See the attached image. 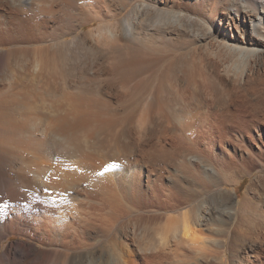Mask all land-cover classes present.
Returning <instances> with one entry per match:
<instances>
[{"label":"bare ground","instance_id":"6f19581e","mask_svg":"<svg viewBox=\"0 0 264 264\" xmlns=\"http://www.w3.org/2000/svg\"><path fill=\"white\" fill-rule=\"evenodd\" d=\"M92 1L0 0V264H264V191L244 196L261 207L250 218L235 191L222 187L264 170V0H136L130 10L133 0H109L105 7L103 0L88 17ZM182 1L203 18L202 40L243 64L238 77L244 84H233L225 70L217 76L229 93L219 122L223 113L212 110L213 99L201 102L211 91H203L193 68L175 76V104L163 91L149 95L155 100L149 102L165 104L168 127H196L197 154L182 147L188 168H177L206 196H193L190 182L172 181L164 164L176 148H163L166 135L152 146L117 103L121 93L142 90L152 56L185 30V14L171 9ZM106 18L114 21L74 35ZM67 34L74 36L62 39ZM130 78V89L118 85ZM189 118L195 121L187 124ZM215 127L222 130L218 138ZM220 139L226 144L217 155L200 148ZM138 141L145 151L152 147L150 170L132 165ZM133 183L140 194L129 210L122 189ZM131 210L132 219L117 227ZM11 236L17 238L6 241Z\"/></svg>","mask_w":264,"mask_h":264},{"label":"rangeland","instance_id":"374dc122","mask_svg":"<svg viewBox=\"0 0 264 264\" xmlns=\"http://www.w3.org/2000/svg\"><path fill=\"white\" fill-rule=\"evenodd\" d=\"M135 1L136 0L131 1L129 3V5H127L126 9L127 10L132 9L133 4L137 2V1L136 2ZM237 2H239V0H231V3H233V4L234 3L237 4ZM104 3L105 4L103 5V0L102 1H100V0H93L92 3L89 5V8H88V12H89L90 15L88 14L86 16H88V17L93 16V12H91V10H100V9H102V5L105 7V5L109 4L110 2H109V0H104ZM248 4H251V1H248ZM174 7H172L171 9H173L175 11H179V12L185 14V17H184V19H183L182 22H183L184 26L186 27L185 28L186 31L185 30L184 31L183 30H180L181 32H178V33L175 32L174 35L176 37L174 36L173 37L174 39L171 40V41H166V44L167 45L164 46L165 48L163 47V49L161 48L160 50L156 51L155 52L156 55L152 56L153 58L151 57L152 58V62H150L151 65L149 63H147V64H149L150 67L146 64L147 67H148V71L149 72H148V74L146 73V70H147L146 68L147 67H145L146 70L143 71L144 73L141 74L142 77H143V79H144V84H143V87H142V90H144V91H142V90L139 91L141 93V95H140L139 92L136 93V95H135L134 90L133 89L132 90L130 89L131 86H132V84L135 83L134 82L135 78H134V80L132 78H130L129 81L128 80H123L124 82H120V84H118L121 88H128L130 90H127L125 92L126 95H124V96L121 93L119 95L120 100H118L117 103L120 105L119 109L121 110V112L123 111V114L125 116V120H127L128 123L130 122L129 123V126L131 125L133 128H135L137 130H142V131L144 130V131H146L149 134L148 137H150L149 139H150V141H152L151 143H153L152 146H155V145L157 146V143L160 142L162 140V138H163L162 135L163 136L166 135V140L164 139V140H162L163 142L162 141L160 142L162 145L164 144L166 146V147L163 146V148L164 149L165 148L166 149H170L171 146H173L174 148H176V150H175L176 152L171 153V154H168L167 153L169 156L167 155L166 158L168 159V157H169V159L168 160L166 159V164H164L165 167L167 165L166 168L169 170V173H171L169 175L170 176L173 175L172 176L173 177V180L172 181H175L176 180V182H177V181H179L181 179V180L185 181L186 183H189L190 182L189 184L193 186L194 184H192L191 179L189 177L187 179L186 178L187 176L183 177L182 174L179 172V170H178L177 167H179V169H181L182 167L183 168H185V167L188 168V166H186L184 164V162L182 160H180L181 159L180 153H181L182 150L184 152L185 151H189V154L191 156L197 154V150L195 149L196 148L195 147L196 145H195V134H194V133H196V127L192 126L190 129H186L185 131H184L183 128H179V126H182L183 123L181 125H178V128H175V129L172 128V127L171 128L168 127V126H171V124H168L167 123V120H166V117L167 116L165 115L166 116L165 117L162 114V112L165 111L164 109H166V108L162 107V106L165 105L164 104L165 102H161L164 105L161 106L162 107V110H159V109H161L160 105L158 106L157 103H154L153 104L152 102H149V101H154L155 102L154 99H151L150 100L151 97L149 95H151L152 92L157 91V90L158 91L160 90L161 92L163 91L161 93L162 97L168 103H171L172 105L175 104L176 101L174 99V96H175L176 91H177V85H176L177 82L174 80L175 79V76L176 75H181V77H184L185 74L187 73V71H186L187 69L186 68H188V67L193 68L196 72L200 73L199 75H197L198 77L196 76V78L199 81V83L202 82L201 83L202 84V88L204 89V87H205V89L203 91H211L210 92L211 94H208L207 93V96L205 94H202V96H200L201 102H210V100L213 99V103H212V106L213 107H212V110L213 111H216L218 109V111H217L218 113H221V114L223 113L222 115L220 114L221 116H218L219 118L218 117L215 118V120L217 122H219L220 119H224L222 117L225 116L224 115V107H225V105H226V103L228 101L229 93L225 91L226 88H224L223 86H221L222 84L220 83V81H219V79H218L217 76L219 74L222 75V76H225L222 73L225 70L224 72H228L229 74H231V76H233V79L235 78L232 81L233 84H235L236 86L238 84H240V83L241 84H244V83H242L243 82L242 79H240L238 77V73L242 69L243 64H242L241 60L239 58H237V55L236 54H234V53H228V52L224 51L222 48H219V46L217 45L216 42L210 41V44H208V41L207 40H202L203 37L205 36L203 34H206L205 26H203L204 25V20H203L202 17L196 16L197 14L195 13V11H194L193 7L191 6V4L182 1L180 3L175 4ZM108 19L111 22L114 21V19H112V18H106V19H104V21L103 20H100V19H95L92 23L85 24L82 28L77 29L76 32L74 33V35L80 34L82 32H86L87 33L94 26L103 25V23H105V22L106 23L107 22H110ZM75 24H78V22H76ZM74 35L67 34L62 39H64V40L71 39ZM62 39L60 38V40H62ZM211 45H213V46H211ZM212 50H214V51L216 50L215 52L218 53V56L217 57L215 55H213L214 53H213ZM262 61L264 62V58L262 59ZM212 62H214V64H215L214 66L211 64ZM233 63H238V64H236L237 65L236 66L237 69H234V67H233L234 64ZM154 64H155L156 67L154 66ZM157 64H158V66H157ZM220 67H222V68H220ZM231 67H233V68H231ZM228 68H229V70H227ZM220 69H222V71ZM214 70H216L217 72L215 73ZM144 74L145 75L146 74L149 75V76L146 75V77H149V78H146ZM141 75L138 76L140 79H142ZM157 79H158V81H157ZM147 80L149 81V83H148ZM263 81H264V79H263ZM131 82H133V83H131ZM263 85H264V83H263ZM129 86H130V88H129ZM187 86H185V89L186 90H188V88H189V86L188 87ZM261 86H262V84H261ZM144 87H146V88H144ZM210 87L214 88V90H212V88H210ZM168 89H169V91H168ZM263 89H264V86H263ZM131 94H133L134 97ZM248 95H249V99L250 100L257 101V100L254 99V94H252V92L251 93L249 92ZM121 96H123V97L121 98ZM208 96H209V98H208ZM187 98L189 99V97H185V100L186 101L188 100ZM207 98L209 100H207ZM128 99H129V101H128ZM262 101H264V100L259 101V103H260V105H261V107L263 109L264 108V102L262 103ZM182 104H183V106L187 105V104H185L183 102H182ZM151 106H152V108H151ZM214 107H217V109L214 108ZM201 111H203L202 108H201ZM129 117H130V120H129ZM189 119L188 120L185 119V122L187 124L188 123H192V122L195 121L193 118L190 119L191 121H189ZM144 124H145V126H144ZM161 127H164V128H161ZM165 128H167V130ZM216 129H217V127H215L213 129L212 133H213V135H215L218 138V135H220V133L222 132V130H221V127H218V131H216ZM229 131H230L229 133H231L230 135H232V137L235 138L236 136H235V133H234L232 127H229ZM180 137H182V138H180ZM188 137H190V139H191L190 142L186 139ZM193 138H194V140H193ZM184 140H186V141H184ZM150 141H149V144H150ZM220 142H222V143H220ZM220 142L218 140L217 143H216V145L212 146L209 142L204 141L200 145V148L203 149V150H205V151H207V152L209 151L208 152L209 154H211V152H213L214 154L216 153V155H217V154L220 153L221 149L226 144V142L224 143L223 141H221V139H220ZM180 144H181V146H179ZM178 146H179V148H178ZM182 147L184 149L180 150ZM151 148L150 147L149 148H146V151H145V147L142 145L141 141H138L137 142V146H136V152H135V160L136 161L133 162L132 165H134L136 163L135 164L136 166H142L145 163V165H147L146 167L150 170L151 169V166L150 165H153V164H151V163H153V161L149 158V154H148L149 151L151 150ZM183 151H182V153H183ZM137 152H139V153H137ZM138 154H140L141 156L138 155ZM172 154L174 155L175 158L173 157ZM170 155H172V156H170ZM145 157L147 159L146 160L145 159L142 160V158H145ZM181 161H182V163L184 165L181 164ZM171 162H173V163H171ZM175 177H176V179H175ZM181 177H183V178H181ZM144 179H146V177H143V179H141V180H144ZM229 180H233V178L232 177H229ZM134 183L133 184H130V185L123 184V187L124 188L122 187L123 188L122 191L126 188L123 191L124 194H126V196L128 195L130 197L129 198L127 196L128 197V202H125L124 203L125 205L128 206V209L129 210L132 208L131 207V203L133 202V199L135 198L134 196L137 195V194H138L137 196H139V194H140L139 192H137V190L135 188L136 185L134 186ZM128 186H130V187H128ZM144 186H145L144 189L147 191L146 193L147 194H150V192H151L150 191V187H148L145 184H144ZM192 186H191V188H193L194 191H195V193H193V196H196L197 194H198L197 196H199V195L200 196H206L207 193L201 192L200 189L197 187V185H194L193 187ZM132 187L134 188V190H133ZM222 187L223 188H227V189H229L231 191H235L234 193H236L235 194V196H236V202L241 203L240 204V208H241V210H242L243 213H246L250 218H253V215L254 216L255 215H259V212L260 211L258 212V210H260L261 207L258 205L256 199H254L253 202H251L250 205L248 204V202L246 200L244 201L243 199H244V196H256V195L260 196L259 193H261L262 191H264V170L262 172L254 171L251 175L244 176L242 178V180L238 184H236L234 187L233 186H230V185H223ZM193 189H191V191H193ZM134 191H135V193H133L132 196H131V194H128V193H132ZM252 191H254V192H252ZM245 209H247V210H245ZM252 209H253V211H252ZM131 212H132V210H131ZM170 213H174V212H170ZM175 213H178V212L175 211ZM44 214L45 213H43V215ZM42 216L40 215V216H38V218H42ZM132 216H134V213L133 212L132 213H128V216L123 217L119 221V223L117 224V227L120 226V223L127 222L126 220L128 218L129 219H132ZM254 218H256V217H254ZM16 238H17V236H11L6 241L13 240V239H16ZM100 242H102V244H103L105 242V240L104 239L98 240V244ZM100 245H101V243H100ZM101 246H99L100 249H104V251L106 252L107 248L106 247L103 248V245H101ZM223 259L226 261L227 260V257L224 256ZM224 264H229V263H226L225 262Z\"/></svg>","mask_w":264,"mask_h":264},{"label":"snow or ice","instance_id":"6c2138e0","mask_svg":"<svg viewBox=\"0 0 264 264\" xmlns=\"http://www.w3.org/2000/svg\"><path fill=\"white\" fill-rule=\"evenodd\" d=\"M106 170H107V166H106ZM45 191H48V189H45Z\"/></svg>","mask_w":264,"mask_h":264}]
</instances>
